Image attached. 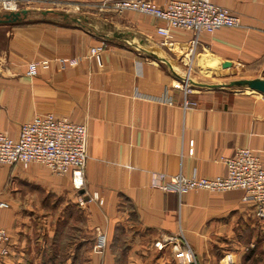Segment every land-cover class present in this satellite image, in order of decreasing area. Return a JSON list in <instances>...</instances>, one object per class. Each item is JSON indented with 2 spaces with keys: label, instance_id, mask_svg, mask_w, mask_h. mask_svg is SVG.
<instances>
[{
  "label": "crops",
  "instance_id": "0c3cea01",
  "mask_svg": "<svg viewBox=\"0 0 264 264\" xmlns=\"http://www.w3.org/2000/svg\"><path fill=\"white\" fill-rule=\"evenodd\" d=\"M100 1L32 0L31 18L10 23L2 36L0 131L15 137L22 123L52 112L85 122L89 140L78 189L70 175L41 164L0 163V201L7 203L0 227L9 235L0 264L69 256L102 264H186L188 249L194 260L187 264H257L264 216L244 191L193 190L179 198L156 183L158 173L225 175L223 159L242 147L264 166V94L200 80L210 68L212 77L264 79V0H211L238 15L241 26L201 32L195 43L192 31L172 29L165 40L156 32L159 19L99 10ZM151 1L163 6L168 0ZM47 9L69 17L43 14ZM97 46L99 59L90 53ZM39 59L50 67L27 75L26 63ZM186 77L191 91L184 95L173 84ZM79 198L90 200L80 205ZM100 232L106 247L91 257Z\"/></svg>",
  "mask_w": 264,
  "mask_h": 264
},
{
  "label": "built area",
  "instance_id": "2783aa9c",
  "mask_svg": "<svg viewBox=\"0 0 264 264\" xmlns=\"http://www.w3.org/2000/svg\"><path fill=\"white\" fill-rule=\"evenodd\" d=\"M31 2L0 0V14L28 8ZM95 6L99 10L115 13L129 10L159 19L163 24L156 27V32L165 40L172 37V29L192 31L195 43L201 32L212 33L222 27L241 26L238 15L211 0H168L163 6L151 0H102ZM100 50V46L91 47L90 53L99 59ZM49 67L48 59L31 60L26 63L25 73L34 76L40 69ZM173 87L183 90L184 95L191 91L187 77L183 81H176ZM184 105H187L186 99ZM88 140L89 131L85 122L58 117L52 112L36 114L19 126L15 137L0 131V163L21 164L25 167L30 163L41 164L55 175H70L73 187L78 189L83 185ZM188 153L192 154V148L188 149ZM223 160L227 166L225 175L205 177L193 174L187 177L178 173L168 177L165 173H158L156 186L177 193L179 198L193 190L221 192L240 189L247 199L255 202L257 215L264 216V166L259 156L249 148L242 147ZM96 196L92 195L93 198ZM87 200L79 198L78 203L83 205ZM6 206V202L0 201V207ZM106 244V235L97 233L92 250L96 254L103 253ZM155 245L159 248L162 246L158 241ZM8 249V232L0 227V256L7 254ZM193 260L192 252L188 249L185 252V263Z\"/></svg>",
  "mask_w": 264,
  "mask_h": 264
},
{
  "label": "water",
  "instance_id": "95a60500",
  "mask_svg": "<svg viewBox=\"0 0 264 264\" xmlns=\"http://www.w3.org/2000/svg\"><path fill=\"white\" fill-rule=\"evenodd\" d=\"M47 12H54L56 14H62L65 18L69 17L67 13H60L58 11L51 10V9L42 10L43 14H46ZM32 14H33V10L29 8H23L18 11L2 13L0 14V24L22 22V21L30 19ZM70 18H71L70 20L77 22V23L81 22V19H83L79 16H72ZM230 64L231 63L229 61L222 62L223 67L230 66ZM203 85L208 86V87L227 86V87L248 88V89L255 90V91H258L264 94V79L259 78V77L257 78H238V79L230 80L228 83H219V84L218 83H208V84H203Z\"/></svg>",
  "mask_w": 264,
  "mask_h": 264
},
{
  "label": "rangeland",
  "instance_id": "374dc122",
  "mask_svg": "<svg viewBox=\"0 0 264 264\" xmlns=\"http://www.w3.org/2000/svg\"><path fill=\"white\" fill-rule=\"evenodd\" d=\"M9 24L10 23L0 24V46H3L5 44V40L2 36H4L6 34V31L9 29ZM208 70H210V71H208ZM208 70H207V74H205L204 78L202 77V79L200 78V80H206V81L207 80H221L220 82H224V83H228L229 79L233 80L232 79L233 77H230L228 75H219V74H217V72H215L214 76L212 77L211 72H212L213 68H210ZM209 83H211V82H209ZM34 164H37V163H34ZM19 165H21V164H19ZM23 167H25V166H23ZM87 202H88V200L86 201V203ZM176 236H178V235H176ZM95 239H96V235H95ZM95 239H94V241H92V245L90 248L91 257L92 256L93 257L94 256L99 257L102 254V253H100V254L96 255V254H94L95 253L94 251H93L94 253L92 252ZM1 257H4V256H0V258ZM49 258L50 259H48V262L46 264H52L53 260H55V259L57 262L54 264H67V262L65 261L66 259L72 264H102V260H97V261H94L93 263H90V257L89 256L76 257V259L74 261H72L71 256H69V257H54L52 260H51V257H49ZM253 259L254 260L256 259L255 261L257 262V264H264V236H262V238H259L257 241V248H256V252L253 256ZM183 261H185V256H183Z\"/></svg>",
  "mask_w": 264,
  "mask_h": 264
}]
</instances>
